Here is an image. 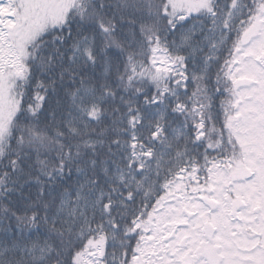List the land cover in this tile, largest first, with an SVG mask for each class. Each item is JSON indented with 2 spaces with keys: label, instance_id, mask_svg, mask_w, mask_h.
Segmentation results:
<instances>
[{
  "label": "snow or ice",
  "instance_id": "6c2138e0",
  "mask_svg": "<svg viewBox=\"0 0 264 264\" xmlns=\"http://www.w3.org/2000/svg\"><path fill=\"white\" fill-rule=\"evenodd\" d=\"M0 264H264V0H0Z\"/></svg>",
  "mask_w": 264,
  "mask_h": 264
}]
</instances>
